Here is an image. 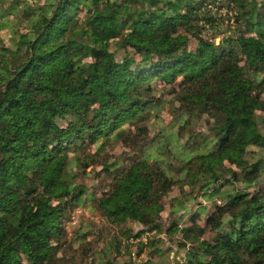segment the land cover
Masks as SVG:
<instances>
[{
    "label": "trees",
    "instance_id": "trees-1",
    "mask_svg": "<svg viewBox=\"0 0 264 264\" xmlns=\"http://www.w3.org/2000/svg\"><path fill=\"white\" fill-rule=\"evenodd\" d=\"M220 4L225 29L208 9ZM16 16L26 25L10 33L4 20ZM262 73L264 0H0V264H58L65 209L85 194L68 175L87 166L78 151L112 135L139 145L141 129L124 136L167 88L178 128L196 118L209 134L187 138L176 170L149 157L105 167L110 189L90 201L111 223L143 228L121 230L129 244L153 233L135 244L156 264L163 233L181 253L175 264H264V161L252 149H264ZM176 185L170 205L183 215L164 232L163 200ZM192 195L210 210L189 209Z\"/></svg>",
    "mask_w": 264,
    "mask_h": 264
},
{
    "label": "rangeland",
    "instance_id": "rangeland-1",
    "mask_svg": "<svg viewBox=\"0 0 264 264\" xmlns=\"http://www.w3.org/2000/svg\"><path fill=\"white\" fill-rule=\"evenodd\" d=\"M219 7L221 8L210 5L208 9L212 13H219L217 17H220L219 21H222L224 25L221 28L225 29L230 15H225L227 14L226 9L221 4ZM4 21V28H7L10 33H14L15 29L26 25V22L17 16L7 17ZM230 23L232 24V21ZM205 37L207 38L208 36ZM215 41L218 43L219 39ZM113 45L112 43V51ZM118 57L116 55L117 59ZM262 74L264 76V73ZM162 87L163 85H156L158 97L161 96L160 91ZM170 91L171 89L169 88L162 91L163 95L161 97L164 102L156 106V108L149 110L147 118L137 124L136 127H130L129 132L124 136L132 140L133 138L131 137L137 135L139 129H141L140 135H142V139H140L139 145L133 147V140L132 142H128V139L127 142H122L112 135L108 143H103V140H99L96 145H88L78 151L79 164L86 163L87 166L86 168L78 169L73 164L68 170V175L70 176L73 172L76 173L77 177L74 181L84 188L85 194L82 196L78 206L69 205L65 209L66 218L62 220L63 236L60 240V248L57 253L58 264H143L147 261H153L151 263L156 264L158 262L156 256L149 254L152 250L151 248L146 249L141 244H135V241H129L132 243L131 245L127 242L126 238L122 237V229L130 228L132 235L142 230L143 228L139 224L129 222L123 226L113 224L95 209L93 202L90 200L91 198L98 199L110 189L112 177L103 170L105 167L110 166L109 169L115 170L116 168L127 167L134 160H142L149 157V161L151 162H154L152 160H157L163 166L169 163L176 167L174 169L176 170L184 163L186 155L181 153H184L182 151L185 150L183 149L184 144L189 145L187 138L194 136L196 133H201L202 135L209 134L204 121L196 120V118L190 121L188 127L178 128L179 126L175 122V118L177 113L180 112L178 109L180 104L177 102L168 103L169 100H173V94L169 93ZM263 115L262 112H256L259 130L264 137V123L261 121ZM100 145H102L101 150L98 149ZM198 148H202V146ZM252 149L254 151L253 160L260 159L264 161V149ZM73 155L74 153L70 154V156ZM114 164H118V167H114ZM170 176L175 181H180L179 179H181L177 175L170 174ZM179 191V185L174 186L172 193L167 199L163 200L166 204V210L162 213L160 224L164 232L174 219L183 215V211L180 210L175 213L174 206L170 205L172 199L182 195ZM189 191L187 189L186 193H189ZM189 200H191L188 203L189 209L195 208L197 202L203 201L201 205H204L206 210L207 207L210 210V202H207L205 198L194 200L192 195V197H189ZM206 216L204 212L197 219V223L202 227L204 226L203 223ZM189 218V216L185 215L179 225L183 227L187 226ZM159 237H161L159 239H161L162 245L157 244V246H160L161 251L164 252V263L162 264L181 262V253H178V256L175 253L177 248L176 243L172 240L174 236L170 237L172 238L170 239L166 233H163ZM153 239H155L154 246H156V236H153ZM167 249L171 250V252H167ZM139 250H142L141 254H139ZM131 253L134 255L138 253L139 255L133 258Z\"/></svg>",
    "mask_w": 264,
    "mask_h": 264
},
{
    "label": "built area",
    "instance_id": "built-area-1",
    "mask_svg": "<svg viewBox=\"0 0 264 264\" xmlns=\"http://www.w3.org/2000/svg\"><path fill=\"white\" fill-rule=\"evenodd\" d=\"M151 235V233H146V234H144L143 235V237H141L140 239H137V240H135V242H139V241H143V242H145L146 241V236H150ZM130 242H134V241H130Z\"/></svg>",
    "mask_w": 264,
    "mask_h": 264
}]
</instances>
